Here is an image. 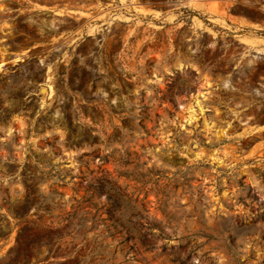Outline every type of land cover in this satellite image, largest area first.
<instances>
[{
	"label": "rangeland",
	"instance_id": "374dc122",
	"mask_svg": "<svg viewBox=\"0 0 264 264\" xmlns=\"http://www.w3.org/2000/svg\"><path fill=\"white\" fill-rule=\"evenodd\" d=\"M24 211L54 254H8ZM22 255L264 264V0H0V264Z\"/></svg>",
	"mask_w": 264,
	"mask_h": 264
},
{
	"label": "trees",
	"instance_id": "16d2710c",
	"mask_svg": "<svg viewBox=\"0 0 264 264\" xmlns=\"http://www.w3.org/2000/svg\"><path fill=\"white\" fill-rule=\"evenodd\" d=\"M108 190V194L113 192L115 193V197L117 198V202L115 203L117 209L112 213H108V220H110L112 228H114L117 233H121L122 231H124L126 234H136L138 228L143 226L141 222L137 220L138 213H133L131 217L124 220V217H122V213L120 212V206L125 196L121 194L115 186H111ZM13 218L16 220V225L18 226V228L16 230L15 246L8 251L9 255H16V252L14 250H16V248L18 247L22 248L24 245L28 247V250H31L34 246H37L39 248L42 245H45L46 248H48L47 254H54L52 251L53 247L55 245L56 247H58L57 245L60 240V237H58V232L55 228L46 226L38 220H27V213L25 211L22 213H13ZM261 221H263V217L260 219V222ZM257 222L258 220H254L252 224L249 225L243 224L242 222L236 223L234 225V229L247 231L252 228ZM230 243L231 245L234 244V238L231 239ZM11 264H36V262L31 263L29 259H26L25 255H22L20 257V261L16 259L13 260Z\"/></svg>",
	"mask_w": 264,
	"mask_h": 264
}]
</instances>
